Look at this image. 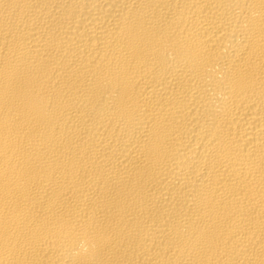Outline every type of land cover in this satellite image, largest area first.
Instances as JSON below:
<instances>
[{
  "label": "bare ground",
  "instance_id": "bare-ground-1",
  "mask_svg": "<svg viewBox=\"0 0 264 264\" xmlns=\"http://www.w3.org/2000/svg\"><path fill=\"white\" fill-rule=\"evenodd\" d=\"M0 264H264V0H0Z\"/></svg>",
  "mask_w": 264,
  "mask_h": 264
}]
</instances>
